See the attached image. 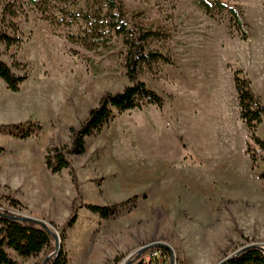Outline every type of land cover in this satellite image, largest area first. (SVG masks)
Instances as JSON below:
<instances>
[{
	"label": "rangeland",
	"instance_id": "1",
	"mask_svg": "<svg viewBox=\"0 0 264 264\" xmlns=\"http://www.w3.org/2000/svg\"><path fill=\"white\" fill-rule=\"evenodd\" d=\"M120 1L133 31L141 27L166 31L167 43L150 40L147 47L169 55L174 65L172 21L183 20L192 10L204 11L198 0ZM205 1L214 6L213 16L204 11L206 16L229 21L231 28L229 11H220L215 4L234 8L249 47L264 45V0ZM6 3L16 17L3 15ZM2 33L22 42L8 47L0 41V61L28 80L13 93L0 79L1 213L38 220L60 239L65 233L62 247L69 264H127L136 255L130 264H149L162 247L171 252L166 264H221L246 248L264 246V151L251 140L245 155L232 153L234 159L225 169L205 163L183 165L174 145L145 131L150 106L145 105L115 112L107 125L86 138L83 154H70L72 130L83 126L105 94L121 93L130 85L123 37L113 35L109 44L93 52L72 46L66 31L42 20L30 0H0ZM239 61L246 67L252 63L249 56ZM164 66L154 67V72L143 66L139 80L147 86L162 81ZM27 122L40 123L41 132L23 139L19 131L9 134L1 129ZM54 148H65L69 169L60 173L47 169L46 156ZM134 198L135 203L108 218L86 208L122 205ZM74 206L78 221L66 228ZM6 250L19 264H44L53 256L46 250L24 260Z\"/></svg>",
	"mask_w": 264,
	"mask_h": 264
},
{
	"label": "trees",
	"instance_id": "2",
	"mask_svg": "<svg viewBox=\"0 0 264 264\" xmlns=\"http://www.w3.org/2000/svg\"><path fill=\"white\" fill-rule=\"evenodd\" d=\"M200 7L210 16H213L214 6L205 0H198ZM30 3L38 10L41 19L49 22L53 27L66 31V40L75 47L88 52L99 50L102 46L111 42L113 35L123 37L127 48L125 58L126 77L130 83L121 93L105 94L100 106L91 110L88 119L78 130L73 131V143L69 151L73 155H81L86 150V138L100 131L114 117L115 112L122 114L135 109L141 110L145 105H154L163 108L164 100L155 91L139 80L141 68L146 66L151 72L154 67L160 65H174L169 55H163L158 51L148 50L147 43L150 40L167 43L169 35L163 29L139 28L136 32L129 26L124 4L120 0H30ZM215 6L220 10H228L232 16L231 23L234 28L246 38V32L234 9L228 8L217 2ZM10 13L16 17L18 13L11 11L9 3L3 7V15ZM0 41H4L8 47L20 44L22 40L5 33L0 35ZM73 55H78L77 50H71ZM241 71L234 73L235 85L238 92L240 116L250 133V140L264 151V141L257 137L258 127L264 120V105L261 99L251 89L250 81L244 78ZM0 79L3 80L9 91L18 93L21 86L28 80L27 75H18L5 62L0 61ZM3 132L9 134L19 131L21 137L26 139L34 133L42 130L40 123L27 122L20 126H3ZM65 148H54L46 156V167L52 173H60L70 168V162L66 156ZM249 153V150L248 152ZM253 164L255 158L251 157ZM137 198L124 204L113 206L87 205L86 208L94 214L108 218L116 214L122 207L131 205ZM0 217V264H19L7 252L12 249L22 259L38 256L46 250L53 253V258L48 264H69V256L62 247L58 255L55 254L54 236L42 224L30 221H22L20 217L7 215ZM78 221L77 208L74 206L71 219L66 228H73ZM62 244L66 240V234H62ZM147 252V251H146ZM145 252V253H146ZM158 257L149 264H166V257L171 255L169 249H159ZM137 255L127 263H133ZM162 260V261H160ZM145 264V263H138ZM226 264H264V246L249 247L240 254L229 258Z\"/></svg>",
	"mask_w": 264,
	"mask_h": 264
},
{
	"label": "crops",
	"instance_id": "3",
	"mask_svg": "<svg viewBox=\"0 0 264 264\" xmlns=\"http://www.w3.org/2000/svg\"><path fill=\"white\" fill-rule=\"evenodd\" d=\"M172 22L170 52L175 65L162 67L163 80L148 84L165 103L162 109L146 108L145 131L174 145L183 165L205 163L225 169L234 159L231 154L245 155L250 143L234 73H243L264 105V45L249 47L247 32L242 39L229 21L209 18L202 10ZM244 56L251 57V66L240 64ZM256 134L264 139V120Z\"/></svg>",
	"mask_w": 264,
	"mask_h": 264
},
{
	"label": "water",
	"instance_id": "4",
	"mask_svg": "<svg viewBox=\"0 0 264 264\" xmlns=\"http://www.w3.org/2000/svg\"><path fill=\"white\" fill-rule=\"evenodd\" d=\"M0 217H8L6 214H4V213H1L0 212ZM22 221H30V222H35V223H38V224H42V225H44L45 227H46V229L54 236V238H55V246H56V251H55V254L56 255H58L59 254V252L61 251V249H62V241H61V239H60V237L57 235V233L55 232V231H53L51 228H49L46 224H44V223H42V222H40V221H38V220H35V219H33V218H27V217H23V218H20ZM150 248L149 247H147V248H144L143 250H141V252H140V254H142V253H145L146 251H148ZM242 252V251H241ZM240 252V253H241ZM239 253V254H240ZM53 258V256H51L50 258H48L45 262H44V264H47L48 262H49V260L50 259H52ZM228 260V259H227ZM227 260H225L224 262H222L221 264H226V262H227Z\"/></svg>",
	"mask_w": 264,
	"mask_h": 264
},
{
	"label": "built area",
	"instance_id": "5",
	"mask_svg": "<svg viewBox=\"0 0 264 264\" xmlns=\"http://www.w3.org/2000/svg\"><path fill=\"white\" fill-rule=\"evenodd\" d=\"M154 255H155V257H156V256L158 255V253H155Z\"/></svg>",
	"mask_w": 264,
	"mask_h": 264
}]
</instances>
